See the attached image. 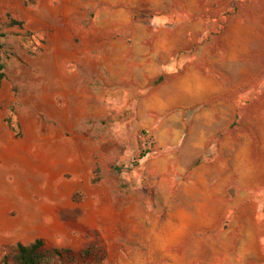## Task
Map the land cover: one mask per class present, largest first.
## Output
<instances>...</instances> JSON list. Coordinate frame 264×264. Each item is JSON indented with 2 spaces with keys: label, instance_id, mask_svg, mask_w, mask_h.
Instances as JSON below:
<instances>
[{
  "label": "rangeland",
  "instance_id": "obj_1",
  "mask_svg": "<svg viewBox=\"0 0 264 264\" xmlns=\"http://www.w3.org/2000/svg\"><path fill=\"white\" fill-rule=\"evenodd\" d=\"M252 1L0 0V258L42 238L68 250L47 264L264 262V179L240 175L236 142L219 141L201 163L204 142L184 144L185 117L157 106L161 85L148 74L163 66L148 57L161 30H185L193 50L194 35L205 44L240 28ZM255 6L250 17L264 23V2ZM186 84L181 102L199 97ZM261 117L237 116L238 130ZM247 150L260 167L256 143ZM215 188L226 195L207 199Z\"/></svg>",
  "mask_w": 264,
  "mask_h": 264
},
{
  "label": "crops",
  "instance_id": "obj_2",
  "mask_svg": "<svg viewBox=\"0 0 264 264\" xmlns=\"http://www.w3.org/2000/svg\"><path fill=\"white\" fill-rule=\"evenodd\" d=\"M243 1L248 2L249 0ZM257 1L264 2V0H253L251 6L245 8L243 12L241 27L233 29L226 36L217 38L218 40L209 38V43L203 44L205 39L202 38L203 34L199 33L198 36H193L195 42L193 50L186 51L183 50L182 45L183 42L191 40L190 34L181 30V38H171L161 30L153 43L154 52L148 55L152 60L158 57L163 60L161 63L163 66L156 75H152L155 70L153 73L148 70V74L153 76V79L158 76L154 81H159V86L161 85L155 91L153 98L162 99L156 102L157 106L165 104L175 106L178 108L177 112H181L185 117V125L183 127L181 125V137L186 131L184 144L196 145L204 142V149L199 160L204 163L208 160L207 156L213 154L219 141L224 140L225 143L231 142V144L236 142V147L242 148L239 152L242 155L239 157H242L240 159L243 168L240 175L247 180L264 179V23L261 19L250 17V12L254 13L256 10ZM187 16L189 17L188 12H181V19ZM165 18L162 16L157 19L163 21ZM192 30L197 31L199 28ZM179 39H181V56L171 57L173 48L177 45L175 41ZM135 53H138V49H135ZM161 73H164L165 79L160 78ZM186 83H194V90L199 97L181 102V96L186 97L189 94ZM248 114L263 117L255 119L256 122L260 119V122L253 123L252 126L251 124L243 126L240 132L236 117ZM227 116H232V119L225 125ZM192 117L193 122L189 124ZM175 129L177 128L172 125L171 139L176 137ZM166 131L165 127L163 132ZM235 140H240L242 145ZM255 143L262 154L263 160L261 159L259 163L260 167L254 165L248 157L250 150L247 149ZM240 159L238 156L234 157L235 162ZM257 167L258 170H256ZM200 174L201 171L194 173L196 176ZM226 192L223 188H215L212 193L209 192L207 199H211L214 194L226 195ZM258 193L263 194L258 208L263 212L261 223L264 228V180ZM202 201H205V198L200 202V209L211 210L213 208L211 205L201 207ZM262 237L258 239V243H264V236ZM242 264H249V262L245 258ZM258 264H264V262L261 261Z\"/></svg>",
  "mask_w": 264,
  "mask_h": 264
},
{
  "label": "trees",
  "instance_id": "obj_3",
  "mask_svg": "<svg viewBox=\"0 0 264 264\" xmlns=\"http://www.w3.org/2000/svg\"><path fill=\"white\" fill-rule=\"evenodd\" d=\"M8 24L9 25H18L21 26L22 22L16 20L15 18L8 15ZM2 34L0 33V36ZM0 51H1V43H0ZM4 65L0 58V85L1 80L4 76L3 71ZM147 150H143V152L139 155V158L142 157ZM90 248L87 247L81 253L88 254L90 252ZM64 253H68L66 249L59 248H47L44 245V241L42 238H36L28 243H20L17 242L10 249V252L4 254L0 258V264H6V259L11 258L15 264H47L54 258H61Z\"/></svg>",
  "mask_w": 264,
  "mask_h": 264
}]
</instances>
